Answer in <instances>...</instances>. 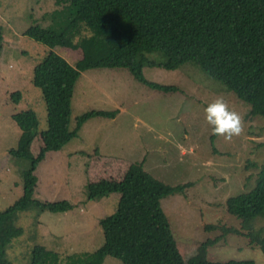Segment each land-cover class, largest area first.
<instances>
[{
  "label": "rangeland",
  "instance_id": "1",
  "mask_svg": "<svg viewBox=\"0 0 264 264\" xmlns=\"http://www.w3.org/2000/svg\"><path fill=\"white\" fill-rule=\"evenodd\" d=\"M71 12L68 0H0V213L22 200L30 166L24 156L14 157L22 141L16 117L31 109L40 120L27 157L39 154L42 131L49 128L46 101L33 84L35 68L51 49L78 68L88 56L100 59L120 44ZM71 22L75 24L69 29ZM31 28L69 33L61 45L51 48L24 34ZM144 76L182 93L151 90L127 69L91 68L80 73L69 126L75 127L76 118L91 110L117 114L87 120L78 137L48 152L39 163L32 173L33 199L65 201L74 208L57 214L30 208L0 222V264H33L38 246L43 249L40 264H71L98 254L105 245L102 221L117 212L121 197L111 194L88 201L86 187L101 180L120 182L136 163L166 186L191 185L184 194L161 200L185 264L229 260L264 264V218L252 223L227 210L229 198L253 189L264 164V116H254L250 104L192 64L177 71L145 68ZM217 95L243 116L244 133L231 141L217 136L213 151L204 108ZM102 264L122 263L108 257Z\"/></svg>",
  "mask_w": 264,
  "mask_h": 264
},
{
  "label": "trees",
  "instance_id": "2",
  "mask_svg": "<svg viewBox=\"0 0 264 264\" xmlns=\"http://www.w3.org/2000/svg\"><path fill=\"white\" fill-rule=\"evenodd\" d=\"M72 14L100 34L120 41L119 46L100 59L88 56L78 68L51 49L34 70L33 84L42 91L47 104L48 129L42 131L43 145L35 157H27L30 139L40 125L37 113L24 110L16 117L22 130L19 159L30 160L25 173L24 196L0 213V222L15 213L37 208L40 212L65 213L74 208L68 202L33 199L32 173L48 152L63 148L79 136L84 123L93 117L114 118L116 111L91 110L69 126L70 102L77 79L91 68L127 69L151 90L182 93L173 85L149 81L145 68L177 71L186 64L196 66L208 79L227 87L252 106L254 116H264V0H68ZM75 22L67 28L71 29ZM68 30L31 28L24 34L51 48L67 39ZM1 40V32H0ZM14 97V95H13ZM34 131V133H33ZM212 132L209 141L215 151ZM190 183L166 186L147 176L142 165L132 164L120 182L101 180L86 187L87 200L119 194L117 212L102 221L105 245L98 254L71 264H102L108 257L122 264H185L161 200L184 194ZM230 215L239 220L264 218V164L249 192L227 201ZM253 225V224H252ZM261 236L262 233L260 232ZM261 250L264 253V238ZM43 249L33 252V264H40ZM188 264H255L251 260L199 261Z\"/></svg>",
  "mask_w": 264,
  "mask_h": 264
},
{
  "label": "clouds",
  "instance_id": "3",
  "mask_svg": "<svg viewBox=\"0 0 264 264\" xmlns=\"http://www.w3.org/2000/svg\"><path fill=\"white\" fill-rule=\"evenodd\" d=\"M205 120L211 126L213 135L221 136L227 141L244 133L243 116L230 108L223 95H217L204 108Z\"/></svg>",
  "mask_w": 264,
  "mask_h": 264
},
{
  "label": "crops",
  "instance_id": "4",
  "mask_svg": "<svg viewBox=\"0 0 264 264\" xmlns=\"http://www.w3.org/2000/svg\"><path fill=\"white\" fill-rule=\"evenodd\" d=\"M22 131V130H21ZM109 169L108 170H110V169H112V166L111 165H109V167H108Z\"/></svg>",
  "mask_w": 264,
  "mask_h": 264
}]
</instances>
